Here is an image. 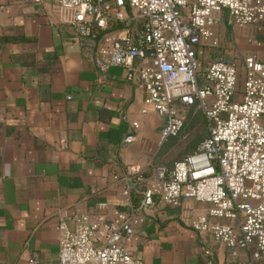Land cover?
Instances as JSON below:
<instances>
[{
	"label": "crops",
	"instance_id": "obj_1",
	"mask_svg": "<svg viewBox=\"0 0 264 264\" xmlns=\"http://www.w3.org/2000/svg\"><path fill=\"white\" fill-rule=\"evenodd\" d=\"M215 28L221 43L204 47L202 68L219 53L237 63L242 79L248 55L264 61V25L229 24L224 10ZM144 99L127 67L97 66L95 47L73 36L56 0H0V264H25L34 255L39 264H53L60 223L73 228L82 214L109 220L128 208L127 165L140 163L150 175L164 157L157 154L166 116ZM131 133L136 138L126 141ZM130 197L138 204L140 188ZM208 205L157 199L136 225L138 238L127 241L130 252L145 264L248 257L244 250L234 257L212 232L192 226Z\"/></svg>",
	"mask_w": 264,
	"mask_h": 264
},
{
	"label": "built area",
	"instance_id": "obj_2",
	"mask_svg": "<svg viewBox=\"0 0 264 264\" xmlns=\"http://www.w3.org/2000/svg\"><path fill=\"white\" fill-rule=\"evenodd\" d=\"M56 9L73 36L93 44L101 70L120 65L138 77L145 103L166 116L160 142L181 133L191 105L205 114L208 135L172 168L161 163L145 175L140 163H129L128 208L109 220L82 214L73 228L60 223L53 264H145L127 244L138 238L136 225L157 199L178 205L183 197L209 203L192 219L195 229L212 232L234 257L250 252L225 264H264V61L248 55L241 79L232 58L219 54L202 68L197 53L220 46L215 26L225 9L229 24L264 25V0H56ZM134 187L138 204L130 197ZM25 264L39 260L34 255Z\"/></svg>",
	"mask_w": 264,
	"mask_h": 264
},
{
	"label": "rangeland",
	"instance_id": "obj_3",
	"mask_svg": "<svg viewBox=\"0 0 264 264\" xmlns=\"http://www.w3.org/2000/svg\"><path fill=\"white\" fill-rule=\"evenodd\" d=\"M200 50V48H199ZM208 49H202L200 52V59L201 57H203V54H207L208 53ZM219 53H211L206 60H211L212 58H214L215 56H217ZM201 61V60H200ZM201 111L198 110L196 112H194V109L191 110V113L189 115L188 118V129L186 130V132H188L189 136L187 138L184 137H180L178 140V143L171 147L168 151V153H166L165 155H163L164 157L161 158V160H159V163H164L167 164L168 166H172L174 163V160L178 159L179 157H182L186 152L184 151V147L187 144V142L194 137L197 133L201 134L203 132H206L207 127H206V120H205V116L203 113H200ZM171 139V136L170 138ZM169 139L166 141V143L164 144V149L167 148L168 144H169Z\"/></svg>",
	"mask_w": 264,
	"mask_h": 264
},
{
	"label": "trees",
	"instance_id": "obj_4",
	"mask_svg": "<svg viewBox=\"0 0 264 264\" xmlns=\"http://www.w3.org/2000/svg\"><path fill=\"white\" fill-rule=\"evenodd\" d=\"M226 10V9H225ZM227 11V10H226ZM199 48H200V50H199ZM198 48V50H197V53H198V55H200V52H201V50L203 49L204 50V47H199ZM199 59H200V57H199ZM201 61V64L205 61V59H204V54H203V57H201V59H200ZM194 109V112H196V111H198V110H200L201 112L200 113H203V111L201 110V109H199V108H197V106L196 105H191V106H188V107H186V113H187V121H188V118H189V115H190V113H191V110H193ZM204 114V113H203ZM204 116H205V114H204ZM205 120H206V127H207V119H206V116H205ZM186 121V124H185V126L183 127V129H182V131H181V133L180 134H178V135H172L171 136V139H169L170 138V136L167 138V139H165L163 142H162V145H161V147H160V149H159V151H158V154L157 155H159V156H163V155H165L166 153H168V151H169V149L171 148V147H173V146H175L177 143H178V140H179V138L180 137H183V135L184 134H186V137L185 138H187L188 136H189V134H188V132H186V130L188 129V122ZM207 130H208V127H207ZM206 130V132H203V133H201V134H196L194 137H192L188 142H187V144L185 145V147H184V151L186 152L184 155H186V154H188V153H190V152H192L194 149H196V147L198 146V144L208 135V131ZM169 139V144H168V146H167V148L166 149H164L163 147H164V144L166 143V141ZM183 155V156H184ZM180 158V157H179ZM175 161V160H174ZM167 167H169V168H172L173 167V165H174V163H173V165L170 167V166H168L167 164H165Z\"/></svg>",
	"mask_w": 264,
	"mask_h": 264
}]
</instances>
